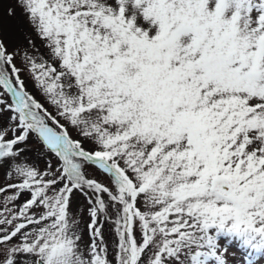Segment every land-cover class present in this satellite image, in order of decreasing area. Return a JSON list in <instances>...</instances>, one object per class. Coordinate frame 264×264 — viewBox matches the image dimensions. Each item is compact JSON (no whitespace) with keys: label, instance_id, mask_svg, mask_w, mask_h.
Returning <instances> with one entry per match:
<instances>
[{"label":"snow or ice","instance_id":"snow-or-ice-1","mask_svg":"<svg viewBox=\"0 0 264 264\" xmlns=\"http://www.w3.org/2000/svg\"><path fill=\"white\" fill-rule=\"evenodd\" d=\"M0 264H264V0H0Z\"/></svg>","mask_w":264,"mask_h":264},{"label":"rangeland","instance_id":"rangeland-1","mask_svg":"<svg viewBox=\"0 0 264 264\" xmlns=\"http://www.w3.org/2000/svg\"><path fill=\"white\" fill-rule=\"evenodd\" d=\"M19 30V23L16 18L6 19V39L16 40L19 36Z\"/></svg>","mask_w":264,"mask_h":264}]
</instances>
